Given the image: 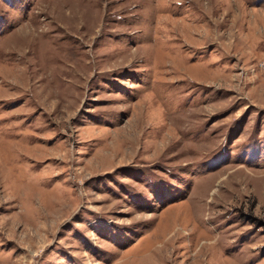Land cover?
Returning a JSON list of instances; mask_svg holds the SVG:
<instances>
[{
  "label": "rangeland",
  "instance_id": "1",
  "mask_svg": "<svg viewBox=\"0 0 264 264\" xmlns=\"http://www.w3.org/2000/svg\"><path fill=\"white\" fill-rule=\"evenodd\" d=\"M0 264H264V0H0Z\"/></svg>",
  "mask_w": 264,
  "mask_h": 264
}]
</instances>
